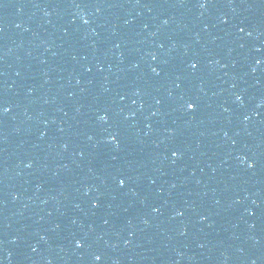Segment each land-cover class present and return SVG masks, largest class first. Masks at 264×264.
<instances>
[{
  "label": "water",
  "instance_id": "water-1",
  "mask_svg": "<svg viewBox=\"0 0 264 264\" xmlns=\"http://www.w3.org/2000/svg\"><path fill=\"white\" fill-rule=\"evenodd\" d=\"M98 11L0 0V264H141Z\"/></svg>",
  "mask_w": 264,
  "mask_h": 264
},
{
  "label": "snow or ice",
  "instance_id": "snow-or-ice-1",
  "mask_svg": "<svg viewBox=\"0 0 264 264\" xmlns=\"http://www.w3.org/2000/svg\"><path fill=\"white\" fill-rule=\"evenodd\" d=\"M241 31H243V29H241ZM192 67L195 68L196 65H195V64H192ZM154 71H155V69H154ZM238 99H239V97H238ZM186 107H187L188 109H190V110H194L195 107H196V105H195L193 102H187V103H186ZM0 111L7 112L8 109H7V108H0ZM101 119H106V117H101ZM111 139L114 140L115 137H111ZM173 155H176V153L174 152ZM250 166H252V165H250ZM119 184H120V185H124V184H125V181H124L123 179H121V180L119 181ZM76 244H77V246H81V241L77 240V241H76ZM95 259H96L97 261H99V260L101 259V257H100V256H96Z\"/></svg>",
  "mask_w": 264,
  "mask_h": 264
}]
</instances>
